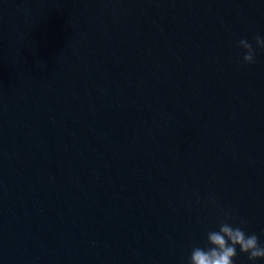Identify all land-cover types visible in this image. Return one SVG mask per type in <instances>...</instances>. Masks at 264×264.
I'll use <instances>...</instances> for the list:
<instances>
[{
	"label": "water",
	"instance_id": "1",
	"mask_svg": "<svg viewBox=\"0 0 264 264\" xmlns=\"http://www.w3.org/2000/svg\"><path fill=\"white\" fill-rule=\"evenodd\" d=\"M257 36L264 0H0V264H187L225 214L264 245Z\"/></svg>",
	"mask_w": 264,
	"mask_h": 264
},
{
	"label": "clouds",
	"instance_id": "2",
	"mask_svg": "<svg viewBox=\"0 0 264 264\" xmlns=\"http://www.w3.org/2000/svg\"><path fill=\"white\" fill-rule=\"evenodd\" d=\"M256 45L264 49V38L255 37ZM239 46L246 50L243 61L255 63V50L244 39L238 42ZM231 219L225 214V219L219 224L218 231H209L207 240L210 247H196L192 250L187 264H234L233 258L237 255V246L240 252L247 253L248 259L255 264L257 259H264V245H261L256 234H246L243 226L247 220L241 219L242 227H233L228 221Z\"/></svg>",
	"mask_w": 264,
	"mask_h": 264
}]
</instances>
